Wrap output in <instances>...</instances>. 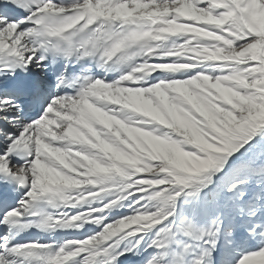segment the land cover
I'll return each instance as SVG.
<instances>
[{
	"label": "snow or ice",
	"instance_id": "snow-or-ice-1",
	"mask_svg": "<svg viewBox=\"0 0 264 264\" xmlns=\"http://www.w3.org/2000/svg\"><path fill=\"white\" fill-rule=\"evenodd\" d=\"M0 264H264V0H0Z\"/></svg>",
	"mask_w": 264,
	"mask_h": 264
}]
</instances>
